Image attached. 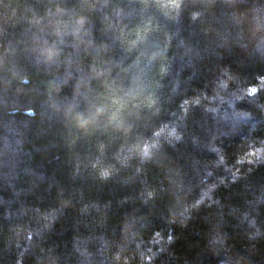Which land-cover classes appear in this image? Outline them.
Here are the masks:
<instances>
[{
  "label": "trees",
  "instance_id": "1",
  "mask_svg": "<svg viewBox=\"0 0 264 264\" xmlns=\"http://www.w3.org/2000/svg\"><path fill=\"white\" fill-rule=\"evenodd\" d=\"M0 264H264V0H0Z\"/></svg>",
  "mask_w": 264,
  "mask_h": 264
}]
</instances>
